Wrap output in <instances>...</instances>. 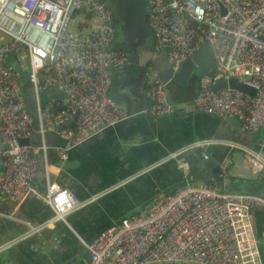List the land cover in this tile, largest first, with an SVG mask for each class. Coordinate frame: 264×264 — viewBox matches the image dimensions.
Here are the masks:
<instances>
[{
	"label": "built area",
	"instance_id": "2783aa9c",
	"mask_svg": "<svg viewBox=\"0 0 264 264\" xmlns=\"http://www.w3.org/2000/svg\"><path fill=\"white\" fill-rule=\"evenodd\" d=\"M147 1L146 24L154 45L165 47L174 69L203 42L212 51L214 73L200 76L195 109L234 118L243 131L264 130V0ZM78 15L83 22L70 31ZM0 34L10 39L0 45V141L5 146L0 151V200L35 196L52 208L55 219L65 221L84 202L48 180L39 189L34 177L39 154L47 163L48 147L44 141L40 146L20 144L19 138L55 133L68 145L59 149V159H65L67 148L129 116L110 96L112 68L126 61L125 52L112 46L113 12L101 0H0ZM14 60L27 70L36 120L25 108L22 71L13 69ZM218 77H234L254 89V95L230 87L214 92L210 85ZM146 83L150 112L171 113L174 105L153 71ZM211 143L200 139L189 148ZM241 149L251 173L264 170V152ZM230 162L219 163L221 178L228 177ZM253 209L264 212V196L185 183L81 242L89 264H264V227L256 233Z\"/></svg>",
	"mask_w": 264,
	"mask_h": 264
},
{
	"label": "crops",
	"instance_id": "0c3cea01",
	"mask_svg": "<svg viewBox=\"0 0 264 264\" xmlns=\"http://www.w3.org/2000/svg\"><path fill=\"white\" fill-rule=\"evenodd\" d=\"M144 23L147 26V13ZM112 46L125 52L126 61L112 68L110 96L129 116L66 151L65 159L58 157L61 138L51 136L45 141L47 163L39 154L35 184L43 190L48 180L74 192L84 203L65 215L64 221L55 219L52 208L35 196L18 202L2 197L0 264H88L81 240L91 241L111 223L140 212L146 203L185 183L197 185L202 172L189 148L196 140H212L202 147L205 155L219 163L228 158L230 167L236 164L232 156L238 160L237 153L243 154L241 147L264 152L262 128L243 131L234 118L197 111L193 103L197 92L188 84L169 81L166 92L173 111L152 114L145 95L146 75L151 70L141 72L138 59L128 56L125 44L115 37ZM33 142L41 140L35 137ZM180 150L178 158L169 157ZM257 176L254 180L228 176L224 190L246 192L251 186L258 194L259 189L264 191V170ZM256 211H262H251L253 223L260 222L259 233L264 215Z\"/></svg>",
	"mask_w": 264,
	"mask_h": 264
},
{
	"label": "water",
	"instance_id": "95a60500",
	"mask_svg": "<svg viewBox=\"0 0 264 264\" xmlns=\"http://www.w3.org/2000/svg\"><path fill=\"white\" fill-rule=\"evenodd\" d=\"M153 42L154 41L152 35L148 34L143 43L140 41V39L135 38V40L131 43V45L127 47V49L125 45V49L128 50V56L138 59V63L141 66V72L144 73L147 70H151L156 74L158 79L163 83L166 91H168V87L166 86V84L169 81H172L182 86L188 84L197 92L200 76L203 73H206L208 75H212L214 73V58L207 42H203L200 49L195 51L193 55H191V57L183 61L176 69H174L173 66L167 61L164 51L165 47L155 48ZM11 66L18 72L22 71L21 66L16 60L12 61ZM210 87L214 92H216L221 87L234 88L244 93H250L252 95H254L255 92L254 89L238 82L234 77H230L228 79L224 77L215 78ZM42 101H44L43 96ZM51 136L60 138L57 134L51 132H46L43 134V136L36 133L31 137L19 138V143L39 146L42 141H44V143L46 144V142L51 139ZM35 137H38L41 140L39 144L33 142ZM62 140V148L68 147L66 141L64 139ZM77 146L69 147L66 149V151ZM4 148L5 146L0 141V151ZM192 154L196 159L197 169L202 172L201 177L197 181V185H209L219 190H224L225 179L219 176V162L215 161L208 155H205L203 149L200 147L193 148ZM237 156L238 160H236L234 156H232V160L236 164L232 165L229 168L228 176H238L251 180L257 179V173H251L250 170L246 167L245 157L243 156V154L237 153ZM246 190L249 192H255V188L251 186H248ZM258 194L264 196V191L262 189H259ZM89 260L90 255L87 251H85L84 262L89 264Z\"/></svg>",
	"mask_w": 264,
	"mask_h": 264
},
{
	"label": "rangeland",
	"instance_id": "374dc122",
	"mask_svg": "<svg viewBox=\"0 0 264 264\" xmlns=\"http://www.w3.org/2000/svg\"><path fill=\"white\" fill-rule=\"evenodd\" d=\"M102 1V0H101ZM104 3L109 6L113 12L115 21L116 36L115 40L121 41L126 45V49L135 38L140 39L143 43L146 36L149 34L148 27L144 23V16L149 11L147 0H104ZM83 16H75L72 20L69 29L77 31L78 24L83 22ZM9 37L5 34H0V45L9 41ZM23 65L28 66V60L22 61ZM22 76V95L24 97L25 108L33 119L36 120L37 109L35 101V93L27 78V70L23 69ZM263 214V213H259ZM253 215V214H252ZM260 224H258L259 226Z\"/></svg>",
	"mask_w": 264,
	"mask_h": 264
},
{
	"label": "trees",
	"instance_id": "16d2710c",
	"mask_svg": "<svg viewBox=\"0 0 264 264\" xmlns=\"http://www.w3.org/2000/svg\"><path fill=\"white\" fill-rule=\"evenodd\" d=\"M28 78V77H27ZM20 82L22 83V76H21V80H20ZM50 159V158H49ZM259 213H262V212H258V211H256V212H254V214H259ZM252 214V213H251ZM262 215H264V212H263V214ZM251 218H252V216H251ZM255 223V222H254ZM256 224V226H255V229H256V227L258 228V224H260V222H258V223H255ZM256 233H257V230H256ZM263 258H264V251H263Z\"/></svg>",
	"mask_w": 264,
	"mask_h": 264
},
{
	"label": "clouds",
	"instance_id": "9594fccd",
	"mask_svg": "<svg viewBox=\"0 0 264 264\" xmlns=\"http://www.w3.org/2000/svg\"><path fill=\"white\" fill-rule=\"evenodd\" d=\"M154 41V40H153Z\"/></svg>",
	"mask_w": 264,
	"mask_h": 264
}]
</instances>
